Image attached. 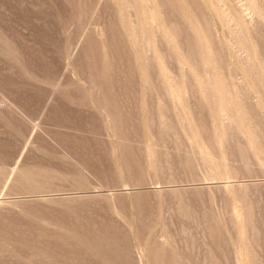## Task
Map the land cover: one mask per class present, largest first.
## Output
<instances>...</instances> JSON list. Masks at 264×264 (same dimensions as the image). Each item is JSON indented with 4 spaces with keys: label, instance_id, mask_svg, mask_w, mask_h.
Wrapping results in <instances>:
<instances>
[{
    "label": "rangeland",
    "instance_id": "rangeland-1",
    "mask_svg": "<svg viewBox=\"0 0 264 264\" xmlns=\"http://www.w3.org/2000/svg\"><path fill=\"white\" fill-rule=\"evenodd\" d=\"M0 264H264V0H0Z\"/></svg>",
    "mask_w": 264,
    "mask_h": 264
}]
</instances>
